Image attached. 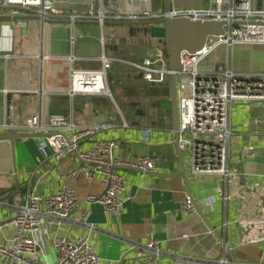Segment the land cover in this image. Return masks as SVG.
<instances>
[{
    "label": "crops",
    "instance_id": "obj_1",
    "mask_svg": "<svg viewBox=\"0 0 264 264\" xmlns=\"http://www.w3.org/2000/svg\"><path fill=\"white\" fill-rule=\"evenodd\" d=\"M52 1L66 16L63 20L70 22L43 23L32 9L0 8L2 16H20L0 18V134L19 133L15 128L4 129L1 125L6 121L23 122L39 109L41 97L37 92L19 89L6 93L4 89L24 84V74L30 71L32 86L39 90V55L44 53L48 55L42 82L46 112L66 114L78 125L99 128L94 137L82 141L81 149L89 148L98 140L115 139L119 141L118 153L125 159L148 155L157 159L158 169L153 173L178 171L181 168L179 149L171 142L174 126L169 83L148 84L130 65L117 62L109 72L112 80L120 79L123 84L113 85V98L68 94L73 65L100 68L104 54L138 61L150 55L159 40L148 38L149 43L135 27L128 25L71 22L70 16L84 14L92 6L102 8L106 20H116L111 15V7H101L100 0ZM121 1L125 6L135 0ZM251 1L254 7L264 10V0ZM171 2L173 9L204 8L210 0ZM152 6L156 12L164 11V0H153ZM12 9L19 12L12 14ZM201 68L206 73L231 70L263 74L264 43L222 44L203 61ZM263 115L264 105L260 101L231 102L229 167H235L240 173L233 183L221 181L212 174H190L186 153L183 159L187 179L181 174L142 175L130 167L119 168L127 179L120 217L107 214L100 203L87 201L89 194L104 190L100 176L89 178L81 173L74 180L63 179V174L80 166L81 160L76 154L57 162L42 136L17 139L15 150L9 140H0V220L18 211L29 190L48 195L68 185L75 189L90 215L86 222L79 221L78 214L62 224L46 220L39 233L41 248L36 257L41 264L56 263L58 252L53 245L56 235L76 237L88 232L101 258L100 264H140L137 247L150 235L160 241V264H220L223 261L264 264L263 126L254 121ZM247 146L253 147L254 157L244 155ZM188 191L204 217L198 210L188 216L181 213V203L189 195ZM11 237L12 228H7L0 235V241Z\"/></svg>",
    "mask_w": 264,
    "mask_h": 264
},
{
    "label": "built area",
    "instance_id": "obj_2",
    "mask_svg": "<svg viewBox=\"0 0 264 264\" xmlns=\"http://www.w3.org/2000/svg\"><path fill=\"white\" fill-rule=\"evenodd\" d=\"M103 7H111V15L116 20L141 21L170 15L173 17H188L192 20H222L230 24V30L224 35H209L204 47L196 52L183 51L180 74L177 79L179 128L172 129V144L187 154V169L192 175L212 174L221 181L233 183L240 175L239 170L229 167V114L233 101H260L264 105V73H234L226 70L222 73H206L202 71L203 61L220 45L232 43H264V10L253 6L251 0H210L204 8L172 9L170 12H156L153 0H135L125 6L121 0H100ZM123 6V7H122ZM15 7L32 9L41 17L65 19L66 16L58 10L52 0H1L0 8ZM19 11L12 9V14ZM106 13L101 9L90 7L87 12L70 16L71 21L98 20L101 24L106 20ZM239 22V25H236ZM143 40L152 39L135 26ZM149 38V39H148ZM150 43V42H149ZM155 47V48H154ZM152 47L153 52L138 61L110 58L105 54L101 57L100 68L70 69V85L68 94L71 96L103 95L113 98L109 82V70L117 62L130 65L136 73L148 84L165 85L169 83L170 69L163 52L164 45ZM41 64L38 68L39 90L32 86L33 74H24V84L16 85L10 91L37 92L41 104L37 112L28 116L23 122L6 121L1 127L15 128L19 133H44L45 140L51 148L53 157L60 159L77 155L81 164L76 169L62 175L65 180H74L83 173L89 178L100 176L104 185L101 193L89 194L87 201L100 203L104 211L112 216L120 217L124 204V192L127 179L119 168H135L142 175L156 172L157 159L148 155H138L133 159H125L118 153L119 141L98 140L87 149H81L82 141L94 137L98 127L90 124L78 125L66 114H48L43 107L42 88L44 79V61L47 54H40ZM17 83V82H16ZM20 89V90H19ZM261 123L262 141L264 144V115L254 119ZM147 133V132H146ZM246 158L254 157L253 147L244 148ZM258 186V183L256 184ZM264 214V202L261 205ZM185 216L197 211L194 199L186 196L180 207ZM78 214V220L86 222L90 212L84 208L71 186L64 185L57 191L41 195L29 190L25 203L10 218L0 220V235L7 228H12V237L8 241H0V260L2 264H41L36 257L41 248L39 233L46 220L66 222L72 215ZM187 237V235H183ZM159 240L152 235L137 247L140 264H160L158 261ZM53 245L58 252L55 264H100V256L94 249L90 232L76 237L56 235ZM220 264H226L225 261Z\"/></svg>",
    "mask_w": 264,
    "mask_h": 264
},
{
    "label": "water",
    "instance_id": "obj_3",
    "mask_svg": "<svg viewBox=\"0 0 264 264\" xmlns=\"http://www.w3.org/2000/svg\"><path fill=\"white\" fill-rule=\"evenodd\" d=\"M172 2L171 0H164V12H170L172 10ZM20 18L10 17V16H2L0 18ZM25 18V17H22ZM37 19L43 21V23H51V22H70L69 20L62 19H52L48 17L37 16ZM74 23L78 22H95L100 23L98 20H75L71 21ZM101 24V23H100ZM103 24H123L128 26H142L143 29H139V31H143L145 34L149 35L152 38L158 39L163 43L164 49L163 52L167 58L168 67L171 71L169 78L170 85V100H171V108H172V120L174 130L177 131L179 128V112H178V91H177V79L180 77V74L176 73V70L181 68V54L182 52H196L202 49L206 43V39L209 35L220 36L226 33V30H230V24L227 21L222 20H192L188 17H173L170 15H165L159 18L141 20V21H132V20H105ZM236 25H239V22H236ZM137 32V29H135ZM139 77H142L139 74ZM44 136V133H2L0 134V140H9L11 142L13 150L16 147V140L20 138H29V137H37ZM179 158L181 163V168L174 173H152L155 175L162 176H173V175H183L185 179L188 178L187 170L185 167L183 152L179 149ZM131 168V167H130ZM135 169V168H133ZM137 170V169H136ZM188 187V182H187ZM189 192V196L193 199L192 194ZM195 201V200H194ZM197 205V210L204 217V213L200 209L199 205ZM223 240V238H220ZM227 251L232 257L234 261L236 258L232 255V251L227 247Z\"/></svg>",
    "mask_w": 264,
    "mask_h": 264
},
{
    "label": "rangeland",
    "instance_id": "obj_4",
    "mask_svg": "<svg viewBox=\"0 0 264 264\" xmlns=\"http://www.w3.org/2000/svg\"><path fill=\"white\" fill-rule=\"evenodd\" d=\"M109 82H110V86L112 88V91L114 90V86H121L123 83L120 81V79H111V74L109 72ZM114 85V86H113Z\"/></svg>",
    "mask_w": 264,
    "mask_h": 264
}]
</instances>
